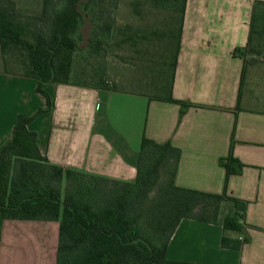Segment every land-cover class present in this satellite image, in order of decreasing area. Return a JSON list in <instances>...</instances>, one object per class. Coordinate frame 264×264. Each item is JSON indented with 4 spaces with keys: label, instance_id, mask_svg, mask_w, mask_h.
Here are the masks:
<instances>
[{
    "label": "crops",
    "instance_id": "1",
    "mask_svg": "<svg viewBox=\"0 0 264 264\" xmlns=\"http://www.w3.org/2000/svg\"><path fill=\"white\" fill-rule=\"evenodd\" d=\"M256 0H187L173 85L174 98L125 90L48 83L0 68V148L12 139L19 114L48 159L64 167L133 181L143 137L181 150L177 185L248 202L240 248L223 247L222 219L184 218L167 248L171 260L200 264H264V62L235 55L246 46ZM185 110L182 119L180 114ZM230 154L244 164L227 174ZM57 220L5 219L0 212V264H57Z\"/></svg>",
    "mask_w": 264,
    "mask_h": 264
},
{
    "label": "trees",
    "instance_id": "2",
    "mask_svg": "<svg viewBox=\"0 0 264 264\" xmlns=\"http://www.w3.org/2000/svg\"><path fill=\"white\" fill-rule=\"evenodd\" d=\"M110 1L43 0L40 17L43 25L34 41H28L9 18L7 3L13 6L15 2L0 0L1 45L14 43L26 48L29 72L25 75L37 80V90L46 95L49 105L50 96L45 91L48 83L88 85L73 79L77 38L81 36V25L86 23V14L94 25L91 45L109 39L113 24L109 19L100 24V20L105 19L102 14L109 11ZM155 2L178 12L179 26L170 35L174 52L170 75L161 81L165 93L150 97L179 102L186 108L193 104L174 98L173 85L187 0ZM263 11L264 0H256L248 43L235 48V55L245 58ZM92 86L111 89L103 84ZM43 111L39 109L31 116L19 114L12 139L0 148V212L5 219L57 220V264H200L167 256L171 237L184 218L211 223L221 218L225 230L223 247L240 248L248 240L227 234V231L243 233L248 202L231 198L236 209L222 217L226 192L177 185L181 150L170 142L159 143L143 137L137 177L133 181L64 167L41 152L37 133L28 127ZM184 112L183 109L180 119ZM237 161L233 154L222 160L228 175L242 172L244 164Z\"/></svg>",
    "mask_w": 264,
    "mask_h": 264
},
{
    "label": "rangeland",
    "instance_id": "3",
    "mask_svg": "<svg viewBox=\"0 0 264 264\" xmlns=\"http://www.w3.org/2000/svg\"><path fill=\"white\" fill-rule=\"evenodd\" d=\"M13 1V6L7 3L10 20L24 39L34 41L35 34L43 25L40 21L43 0ZM102 15L105 19L100 20V24L107 19L113 24L111 36L102 43L91 45L93 22L89 19L81 25V36L77 38L79 46L72 66L73 79L88 85L103 84L111 89L149 96L164 94L161 81L170 75L174 52L170 35L178 30V12L157 4L155 0H111L109 11ZM245 58L249 63L264 62V11L252 45L245 51ZM28 63L29 56L24 46L10 43L2 47L0 40V68L25 75L29 72ZM161 181H165L163 173ZM228 211L229 207L223 205L222 217Z\"/></svg>",
    "mask_w": 264,
    "mask_h": 264
},
{
    "label": "water",
    "instance_id": "4",
    "mask_svg": "<svg viewBox=\"0 0 264 264\" xmlns=\"http://www.w3.org/2000/svg\"><path fill=\"white\" fill-rule=\"evenodd\" d=\"M85 17H86V22H88L90 18L86 14H85ZM85 35L86 34H84V38H85Z\"/></svg>",
    "mask_w": 264,
    "mask_h": 264
}]
</instances>
